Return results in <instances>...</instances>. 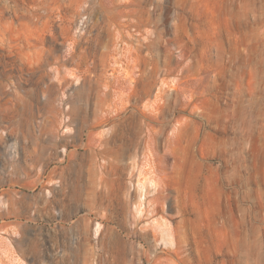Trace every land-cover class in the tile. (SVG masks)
<instances>
[{
    "label": "rangeland",
    "instance_id": "obj_1",
    "mask_svg": "<svg viewBox=\"0 0 264 264\" xmlns=\"http://www.w3.org/2000/svg\"><path fill=\"white\" fill-rule=\"evenodd\" d=\"M0 41V264H264V0H0ZM105 90L120 118L134 92L166 109L142 134L171 193L147 238L83 205L87 136L52 146ZM89 123L94 146L112 123Z\"/></svg>",
    "mask_w": 264,
    "mask_h": 264
},
{
    "label": "bare ground",
    "instance_id": "obj_2",
    "mask_svg": "<svg viewBox=\"0 0 264 264\" xmlns=\"http://www.w3.org/2000/svg\"><path fill=\"white\" fill-rule=\"evenodd\" d=\"M144 66H146L145 63L143 68H139L142 75H146ZM126 79L136 87L137 80L133 76L126 74ZM142 87H145L143 82ZM111 96L112 93L108 90L92 94V98L97 103L96 111L92 115L83 111L78 118L71 109L73 106L61 109V120L57 124L53 123L52 146L56 147L59 144L64 150L69 143H75L83 136H87L84 144L86 154L80 165V170L86 175L83 193L80 192L83 205L88 209H94L95 214L104 219L110 216L108 214L110 200H116L119 205L132 208L133 224L138 227L136 236L147 238L155 227H160L161 223L158 220L147 223L146 219L158 214L169 200L171 193L169 195V188L165 186L161 174L159 163L161 158L151 150L148 151L142 134L146 120L151 121L154 116L157 120L164 119L166 109L156 103L155 106L149 99L145 100L147 94L144 91L140 95L134 92L130 97L133 98V105L138 108L139 114L132 113L128 117L120 118L124 108L129 107L130 104L124 103L119 97L122 107L119 110L112 109L106 104ZM61 103L68 104L69 102L62 100ZM106 105L110 111V117L101 118L99 114ZM89 121L88 126L91 128L101 123H112L110 133L102 130L98 134V143L94 146L91 145V141L96 139L95 136L91 133L83 135L80 128L81 124ZM158 132L159 130L153 133L158 134ZM44 169L45 164H42L37 170L39 179L42 178ZM51 183L50 179L49 184ZM99 226L96 224L95 234L98 233ZM79 228L88 232V226L83 222H80ZM18 243V245L21 244L19 241Z\"/></svg>",
    "mask_w": 264,
    "mask_h": 264
}]
</instances>
